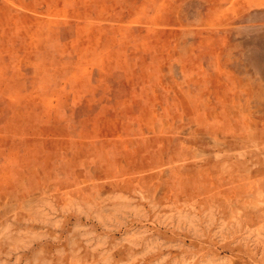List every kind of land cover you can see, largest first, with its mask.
Returning <instances> with one entry per match:
<instances>
[{
	"label": "rangeland",
	"instance_id": "obj_1",
	"mask_svg": "<svg viewBox=\"0 0 264 264\" xmlns=\"http://www.w3.org/2000/svg\"><path fill=\"white\" fill-rule=\"evenodd\" d=\"M240 2L0 0V264H264Z\"/></svg>",
	"mask_w": 264,
	"mask_h": 264
},
{
	"label": "bare ground",
	"instance_id": "obj_2",
	"mask_svg": "<svg viewBox=\"0 0 264 264\" xmlns=\"http://www.w3.org/2000/svg\"><path fill=\"white\" fill-rule=\"evenodd\" d=\"M244 1V0H243ZM254 1V0H253ZM239 2H240V0H239ZM256 2H257V0H256ZM241 3H244V2H240L239 4H241ZM252 3V2H251ZM262 3V2H261ZM237 4V3H236ZM249 4V3H248ZM219 5V4H218ZM250 5V4H249ZM256 5H259V0H258V3H256ZM260 5H262V4H260ZM251 6V5H250ZM240 12V11H239ZM260 15V14H259ZM264 19V18H263ZM263 27H264V25H263Z\"/></svg>",
	"mask_w": 264,
	"mask_h": 264
}]
</instances>
